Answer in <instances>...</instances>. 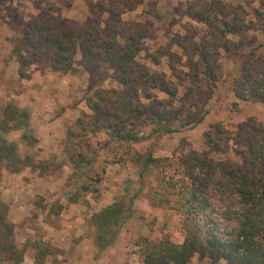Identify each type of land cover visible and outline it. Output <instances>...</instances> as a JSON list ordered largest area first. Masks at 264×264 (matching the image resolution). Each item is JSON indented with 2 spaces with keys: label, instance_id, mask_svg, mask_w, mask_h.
I'll list each match as a JSON object with an SVG mask.
<instances>
[{
  "label": "trees",
  "instance_id": "1",
  "mask_svg": "<svg viewBox=\"0 0 264 264\" xmlns=\"http://www.w3.org/2000/svg\"><path fill=\"white\" fill-rule=\"evenodd\" d=\"M121 2L98 0L96 7L108 15L102 22L92 19L78 24L47 11L32 16L11 48L10 56L19 65L20 77H26L27 69L34 64L52 72H70L71 59L78 54L93 85L83 96L87 111H80L66 124L62 138V152L70 168L67 199L76 203L87 194L98 199L102 169L96 164L129 161L138 169L140 187L90 216L100 252L115 242L125 213H130L133 199L143 187V176L150 174L157 189L149 204L167 205L179 213L183 241L176 243L168 236L159 241L143 237L140 239L143 264H188L194 254L201 257L207 249L215 250L228 264H264V123L248 118L238 123L235 130L219 127L216 136L207 139L211 144L206 154L156 156L151 146L142 149L143 144L172 136L187 122L196 126L205 112L196 118L192 113L185 115L186 108L174 107L178 88L171 81L175 70L172 63H167L171 75L166 76L150 69L159 60H150V64L138 60L141 51L138 36L125 34L119 27L121 14L133 10L134 2L131 7L115 8ZM186 14L209 26V35L221 37L223 44L228 43L227 35L235 36L245 27L253 28L235 19L225 20L218 14L214 18L202 11ZM218 20L221 21L215 22ZM208 47L205 45L199 52L202 60L193 77L198 80L192 79L187 91L186 99L193 102L191 106L204 102L213 92L211 82L216 76ZM172 59L173 56L169 57ZM263 64L256 61L258 72L245 69L241 74L233 88L238 100L250 98L264 103ZM102 75L117 86H96ZM153 92L164 93L167 98L160 99ZM13 129L23 130L22 138H31L29 111L7 102L0 113V169L17 173L22 167H30L42 175L48 162L34 161L29 155L20 157L17 145L4 137ZM34 142L32 139L30 144ZM230 152L236 153L238 160L231 159ZM39 204L55 214L62 209L47 199H41ZM13 231L8 205L0 199L1 262L19 264L29 250L32 264H53L48 258L61 251L43 239L28 240L19 248L13 240Z\"/></svg>",
  "mask_w": 264,
  "mask_h": 264
},
{
  "label": "rangeland",
  "instance_id": "2",
  "mask_svg": "<svg viewBox=\"0 0 264 264\" xmlns=\"http://www.w3.org/2000/svg\"><path fill=\"white\" fill-rule=\"evenodd\" d=\"M98 0H0V113L5 103L29 111V139L22 138L23 130L13 129L4 134L18 147L20 157L29 155L34 161L48 162V168L39 175L38 170L22 167L12 173L0 169V199L8 205V218L14 224L13 240L21 248L28 240L43 239L61 249L48 258L53 264H143L140 239L159 241L169 237L176 243L183 241L180 215L167 205L155 207L149 203L155 199L157 183L150 174L142 178L143 187L133 199L130 213H125L115 242L99 251L95 243V228L90 223L92 213L117 198L132 195L139 187L138 169L129 161L112 164L99 161L102 179L98 184L99 197L87 194L76 203L67 199L66 180L70 168L62 152V138L66 124L73 121L80 111H87L84 93L93 86L82 68L81 58L75 54L72 69L67 73L52 72L39 65L27 69V76L20 77L18 63L10 56L11 48L20 30L30 17L46 11L60 14L66 20L78 24L92 19L108 18L96 7ZM127 2V4H125ZM134 8L121 14L120 29L128 35L138 36L141 51L138 60L150 64L155 73L171 75L167 67H174L171 81L177 86L173 105L187 109L197 118H203L196 126L185 123L178 132L162 137L150 145L156 156L206 154L220 127L235 130L236 125L248 118L264 123V103L255 99L238 100L233 88L238 85L245 69L258 72L255 62L264 63V0H133ZM109 1H106L108 4ZM132 0H122L115 8L133 6ZM211 8V10H209ZM202 11L211 18H221L246 27L233 36L223 39L209 35L211 28L191 19L186 12ZM221 21V20H220ZM215 21L217 23L220 22ZM216 44V45H214ZM211 50L209 61L213 65L216 80L211 82L212 95L200 104L191 106L186 99L191 80L201 63V49ZM225 47H228L225 50ZM177 54V55H175ZM173 56L170 61L169 57ZM198 68V67H197ZM264 73L263 69L261 70ZM170 78V76H169ZM96 86L115 87L117 83L106 75L97 78ZM160 99L164 93L153 92ZM224 134V133H223ZM32 139L34 144H30ZM229 157L238 160L237 154ZM47 199L62 206L55 214L40 206ZM46 207V206H45ZM0 264H5L0 261ZM19 264H32L31 252L25 251ZM188 264H228L215 250L207 249L203 256L194 254Z\"/></svg>",
  "mask_w": 264,
  "mask_h": 264
}]
</instances>
